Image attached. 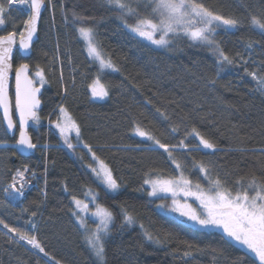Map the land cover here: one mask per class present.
Here are the masks:
<instances>
[{
    "label": "trees",
    "instance_id": "16d2710c",
    "mask_svg": "<svg viewBox=\"0 0 264 264\" xmlns=\"http://www.w3.org/2000/svg\"><path fill=\"white\" fill-rule=\"evenodd\" d=\"M46 1L39 36L28 59L33 81L43 87L42 108L37 113L40 119L29 130L38 147L30 157L12 155L14 139L5 132L0 117V139L7 141L6 146L0 145V219L30 233L35 224V234L49 256L23 241H10L8 235L12 234L6 235L0 225V264H55L56 260L60 264H98L75 221L70 201L72 196L84 198L88 189L97 193V202L114 217L102 238L106 264H233L247 250L234 242L226 244L222 229L200 228L176 212L158 209L159 201L148 195L145 179L174 178L180 172L163 149L145 150L151 142L134 134L133 121L162 143L178 144L185 130L195 128L216 144V149L174 151L181 171L193 185L208 188L194 163L210 164L211 177L226 179L233 194L239 177L264 176V152L260 151L264 149V93L255 91V82L248 75L253 71L264 75V35L248 23L250 15L264 12V0H203L221 14L241 20L236 28L216 34L227 55L240 53L247 60L245 64L237 58L232 65L219 63L207 47L187 38H177L170 48H161L136 36L106 0ZM73 12L84 17L85 23L73 22ZM141 14H145L143 8ZM25 18L24 13H12L5 27L19 28ZM128 22L135 23V19ZM81 26L93 28L97 43L120 69L105 70L101 75V83L108 89L102 100H93L88 89L98 75V65L86 54L77 31ZM3 33L7 32L0 28V35ZM21 60L16 56L14 64ZM37 66L44 71L43 84L35 77ZM60 105L80 128L79 139L69 137L74 153L66 149L55 126ZM176 124L180 130L171 134ZM186 143L191 147L198 140L189 137ZM85 145L111 169L120 184L117 191H107L94 177L88 166L94 159ZM24 164L29 166L30 182L22 197L9 199L3 188ZM33 212L37 214L32 216ZM125 213L135 222L125 223ZM145 231L159 236L161 242L147 240ZM165 233L171 236L165 239ZM184 251H190L191 257H183ZM248 257L254 259L251 253ZM244 264L250 260L246 258Z\"/></svg>",
    "mask_w": 264,
    "mask_h": 264
},
{
    "label": "snow or ice",
    "instance_id": "6c2138e0",
    "mask_svg": "<svg viewBox=\"0 0 264 264\" xmlns=\"http://www.w3.org/2000/svg\"><path fill=\"white\" fill-rule=\"evenodd\" d=\"M17 0H0V25L6 23L5 14L11 10L13 4ZM51 0H49V3ZM20 4H26L30 9L27 19L23 21V29L19 32V48L27 52L30 49V44L34 33L37 31V20L41 15L42 7L45 0H18ZM107 5L117 11V18L123 22L125 28L136 36L150 41L152 44L161 48H170L177 38H187L194 44H200L207 47L216 56L217 61L221 64L232 65L237 58L245 64L247 60L240 53L234 57L227 55L221 48L220 43L216 40L218 30H228L236 28L241 24V20L235 16H225L214 10L210 6H206L203 0H106ZM143 8L145 14H141ZM73 22L79 21L85 23V18L73 12ZM129 18H134L135 23H129ZM68 17L65 16L67 21ZM248 23L254 29L260 30L264 35V12L250 15ZM79 37L83 40L86 46L88 57L98 65V75L88 84V89L91 91L92 97L103 98L108 95L107 87L101 83V75L105 70L119 72L120 69L112 62L111 58L106 56L103 49L95 39V33L91 27H78ZM15 32H8L6 35H0V108L3 109V120L7 122L5 132L14 131V121L10 115V99H9V81L8 71L12 67L11 56L13 45L16 43ZM157 36L159 38H157ZM253 47L252 43L247 45L248 49ZM245 72H248L245 67ZM29 64L20 63L15 67L16 91H15V111L19 114V136L12 146L14 151L27 155L34 151L38 145L34 144L29 137L26 126L29 120L39 122L40 117L37 115L36 109L41 101L37 96L40 91L38 87L33 86V80L29 77ZM252 81L255 82V91L264 93V75L257 72H248ZM35 77L39 78L41 84L45 83L44 71L37 66ZM62 79V77H61ZM212 83H215L213 80ZM67 94V88L64 90ZM159 111V109L157 110ZM60 117L55 122V126L59 129L60 134L64 137L65 143L69 148L75 147L68 141V133L75 131L77 139L80 136L79 125L73 120L64 105L59 106ZM164 116V113H161ZM167 119V116H165ZM51 123V121H50ZM134 134L147 143L145 150L156 151L163 149L168 154V159L171 160L175 168L180 172L179 176L172 179H145L144 184L150 185L151 191L149 196H156L157 193H171L173 203L171 206L160 204L157 207L160 209H168L172 212L179 213L181 217H186L200 228L219 227L222 228L224 235L228 238L226 244L235 243L242 246L247 251L237 257L233 264H244L246 258L250 260V264H264V176L258 177L255 173L247 177H239L235 181V194L233 189L226 187L227 180H222L217 175L213 179L210 175L211 165L204 163L193 164L194 168H198L203 174L204 179L208 181V188H202L201 184L196 183L194 186L181 171L182 165L176 160L173 153L178 149L186 150L187 152L200 151L201 149H216V144L205 138L195 128L191 132L185 130L184 139H181L178 144L162 143L159 138L154 136L150 131L146 130L142 124L136 120ZM180 130V125L176 124L171 127V134H175ZM195 138L198 143L189 147L186 140ZM0 145H7V141L0 139ZM93 159L97 163V167H92V172L96 178L109 190L115 192L120 184L114 178L111 169L92 152L89 145H85ZM240 151L245 149L240 148ZM3 149H0L2 152ZM260 151L264 152V149ZM91 167V166H90ZM29 166L24 164L22 168L16 169L12 174L11 182L7 187L3 188V193L9 199H15L17 196L22 197L25 189L29 184ZM35 177V172L31 173ZM193 187L195 191H193ZM183 192L185 197L193 196L199 201L201 211H196L191 205L186 202L181 205L176 200L178 193ZM93 196V202L96 200ZM76 209L73 215L77 217L80 227L87 233L85 239L94 255L97 257L98 264H106L105 247L102 238L108 234L110 224L114 222V217L111 211L102 205L97 204L96 210L92 213L98 219V223L94 229H89L84 217L80 215L88 208V204L72 198ZM2 203V201H0ZM28 209L25 208L24 211ZM37 213L33 212L32 216ZM124 222L132 224L135 222L134 217L127 213L124 214ZM0 225L7 230L5 233L8 239L19 244L21 241L30 245L32 249H38L45 257L49 253L37 238L35 234L36 225H32V232L24 231L20 228L12 227L3 219H0ZM143 228V225H141ZM144 236L149 241L161 242L159 236H153L148 231L144 232ZM171 233H165L164 238L167 239ZM223 239V237H222ZM191 247V246H189ZM215 251V250H214ZM248 253L252 254L254 259L248 257ZM192 253L184 251L183 257L190 258ZM50 259H55L51 257ZM47 264V262H46ZM55 264H60L59 260Z\"/></svg>",
    "mask_w": 264,
    "mask_h": 264
},
{
    "label": "rangeland",
    "instance_id": "374dc122",
    "mask_svg": "<svg viewBox=\"0 0 264 264\" xmlns=\"http://www.w3.org/2000/svg\"><path fill=\"white\" fill-rule=\"evenodd\" d=\"M28 11H29V8L27 7V5H26V4H20V3H18V0H17V2H15V3L13 4V6L11 7V10H10L8 13L5 14L4 19H5V21L7 22V19L11 16V14H12V13L17 14V12L24 13V14L26 15V18H25V19H27V17H28ZM17 26H18V25H16L14 28H12L13 30H12L11 28H6V27H5V24H4V25H0V28H1V30H2L3 32L15 31V32L18 33V36H19V32H20V31L23 29V27H24L23 22L21 23V25H20L19 28H16ZM9 29H10V30H9ZM157 38H159V37L157 36ZM149 42H150V41H149ZM84 44H85V43H84ZM85 51H86V46H85ZM86 54H87V51H86ZM87 56H88V54H87ZM90 95H91V91H90ZM91 98H92L93 100H102V99H104L105 97H103V98H99V97H92V95H91ZM71 118H72V117H71ZM72 119H73V118H72ZM70 134L76 136L75 131H71V132H69V133H68V141H69ZM62 140H63V143H64L66 149H67L70 153H72V152H73V149L68 147V145L65 143L64 138H63ZM73 153H74V152H73ZM88 166H89V167L91 166V171H92V167H97V163H96V161L94 160V161H93V164H92V165H88ZM92 173H93V172H92ZM93 175H94V177L96 178V176H95L94 173H93ZM176 177H177V176H176ZM174 178H175V177H174ZM96 179H97V178H96ZM152 179H157V178H152ZM159 179H172V178H159ZM97 180H98V179H97ZM98 181L100 182V180H98ZM100 183H101V182H100ZM101 184H102V183H101ZM102 185H103V184H102ZM146 185H147V184H146ZM147 186H148V188H149V191H151L150 185H147ZM193 186H194V185H193ZM103 187H104L107 191L113 192V191L107 189L104 185H103ZM192 190L195 191V188L193 187ZM116 191H117V190H116ZM93 196H96V197H97V193H96L94 190H92V189H88L87 194H86V196H85L84 198H78V197H76L77 199L82 200V201H84L86 204H88V208H87V210L84 211V212H81L80 215H81L82 217H84V219H85V221H86V224H87V226H88L89 229H94V228L96 227V224L99 222L98 219L92 215V213L96 210V205L99 204V203L97 202V198H96L95 202H93ZM19 197H20V196H19ZM73 197H74V196H72V197L70 198V201L72 202V204H73V206H74V211H79V210L76 209V205L73 203V199H72ZM151 197L154 198L155 200H158V201H159V202H158V205H160V204H166V205H168V206H171L172 203H173V197H172V194H171V193L160 192V193H157L156 196H151ZM167 197H169L170 200L167 201V200L165 199V198H167ZM164 199H165V200H164ZM176 200H177L178 203H180L181 205H183V204L186 202L187 204L191 205V207H192L193 209H195L196 211H198V212L201 211L199 201L196 200V198L193 197V196L185 197L184 194H183V192H180V193H178V195L176 196ZM99 205H100V204H99ZM158 205H157V206H158ZM105 208H106V207H105ZM107 209H108V208H107ZM158 209H160V208H158ZM108 210H109V209H108ZM163 210H167V208H166V209H163ZM178 214H179V213H178ZM74 217H75V221H76L78 227H80V224H79V222H78L77 217H76V216H74ZM183 218L187 219L186 217H183ZM187 220H188V219H187ZM192 223H193V222H192ZM196 226H197V225H196ZM80 228H81V227H80ZM217 228H219V227H217ZM81 229H82V228H81ZM220 229H222V228H220ZM82 231L84 232L85 235H87V233L85 232L84 229H82ZM105 237H106V235L104 236V238H105Z\"/></svg>",
    "mask_w": 264,
    "mask_h": 264
},
{
    "label": "water",
    "instance_id": "95a60500",
    "mask_svg": "<svg viewBox=\"0 0 264 264\" xmlns=\"http://www.w3.org/2000/svg\"><path fill=\"white\" fill-rule=\"evenodd\" d=\"M48 6V2L45 0V3H44V6L42 7V10H41V15L40 17L38 18L37 20V31L36 33H34L33 35V38H32V41H31V44H30V49L25 52L24 50H21L19 48V36L16 34L15 36V39H16V43L13 45V52H12V56H11V65L12 67L9 69L8 71V81H9V99H10V115L12 116V119L14 121V131L12 132H7L8 136L12 139H14V144H15V140L18 138L19 136V114L15 111V91H16V88H15V85H16V79H15V67L17 65H14V58L16 56H19V58H21L23 61H21L20 63H27L29 64V77L32 79V76H31V72H32V68L30 66V63L28 62V59L32 56L33 54V46H34V43L37 41L38 39V36H39V25H40V22H41V18L46 10ZM30 11V9H29ZM11 32H14V31H11ZM16 33V32H15ZM7 34V33H6ZM6 34H3V35H6ZM19 63V64H20ZM33 80V79H32ZM33 86L34 87H38L40 89V91L37 93V96L38 98L40 99L41 103L39 105V107L36 109V112L38 113L39 110H41L42 108V100H41V95L43 93V87L41 85H37L34 83L33 81ZM3 109L0 108V117H1V122L4 126V129L6 130L7 128V122L3 120ZM32 120H29L28 122V125L26 126V131L29 135V137L31 138L32 142H33V139L31 137V134L29 133V130H30V127L32 125ZM34 143V142H33ZM35 144V143H34ZM36 151V149L34 151H32L31 153L27 154V155H24V154H21L19 152H17V154L21 155V156H24V157H30L34 154V152ZM14 159L16 158V156L13 157Z\"/></svg>",
    "mask_w": 264,
    "mask_h": 264
}]
</instances>
